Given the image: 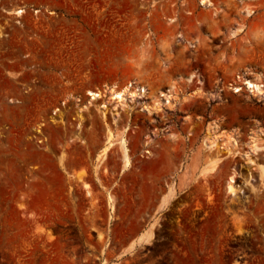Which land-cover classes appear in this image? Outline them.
I'll use <instances>...</instances> for the list:
<instances>
[{
  "label": "rangeland",
  "instance_id": "obj_1",
  "mask_svg": "<svg viewBox=\"0 0 264 264\" xmlns=\"http://www.w3.org/2000/svg\"><path fill=\"white\" fill-rule=\"evenodd\" d=\"M254 79L264 0H0V264H264Z\"/></svg>",
  "mask_w": 264,
  "mask_h": 264
},
{
  "label": "bare ground",
  "instance_id": "obj_2",
  "mask_svg": "<svg viewBox=\"0 0 264 264\" xmlns=\"http://www.w3.org/2000/svg\"><path fill=\"white\" fill-rule=\"evenodd\" d=\"M201 1V4H205L207 2V0H200ZM23 13L22 10H18L16 12V15L17 16H20L21 14ZM252 13V10L251 9H247L246 10V14L247 15H250ZM187 80L189 81L190 79L187 78ZM259 81H257L256 79L254 80H244L243 81V85L246 87V89L249 90V92L252 94V95H261L264 93V85H261L260 83H258ZM130 89H132V86L131 85H126L125 87H123V89H120L119 91H116V90H112L110 89L109 90V93H110V96L109 97H113L114 101L117 100L118 102L122 100V97H123V94L126 92H130ZM135 91L138 92V94H143L145 93V89L142 88V87H137V88H134ZM133 90V89H132ZM107 91V90H106ZM101 92V91H100ZM134 92V91H133ZM103 93V91H102ZM102 93H98V92H89L88 95L91 97L90 98V101H93L95 99H99L102 97ZM108 93V94H109ZM128 94V93H127ZM130 94H132V92H130ZM104 97V96H103ZM111 99V98H110ZM112 99V100H113ZM102 100V99H101ZM170 100V96L169 94H163V93H160L159 96H157L154 100V107L155 108H160L161 105L165 104V103H168ZM120 103V102H119ZM170 103V102H169ZM168 103V104H169ZM117 104V103H116ZM87 107V106H86ZM103 107V106H102ZM57 111V110H56ZM117 135V134H116ZM124 135V134H123ZM122 134H119L118 136H113L112 134H109L107 133L106 135V142H105V147L104 149L102 150V154L97 158L98 161H101L103 160V157L104 155L106 154V152L112 148L113 146H115L116 144L119 146L120 150H121V155H122V161H123V164L122 166L123 167H126L128 165V158H127V150L125 148V139L123 137ZM97 161V162H98ZM100 166V165H99ZM232 187L229 186V190L231 191Z\"/></svg>",
  "mask_w": 264,
  "mask_h": 264
}]
</instances>
